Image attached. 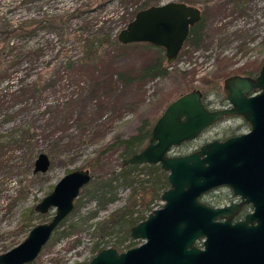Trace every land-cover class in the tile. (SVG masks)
I'll list each match as a JSON object with an SVG mask.
<instances>
[{
  "label": "rangeland",
  "instance_id": "rangeland-1",
  "mask_svg": "<svg viewBox=\"0 0 264 264\" xmlns=\"http://www.w3.org/2000/svg\"><path fill=\"white\" fill-rule=\"evenodd\" d=\"M127 1L124 4L120 0H0V46L5 39L4 31L15 25L72 12L65 34L59 28L44 27L24 40L13 36L8 40V45L17 46V53L26 55L27 52V56L10 66L11 81L0 83V253L20 243L33 226L51 219L55 208L42 214L35 211V205L64 174L86 168L92 172L97 151L116 136L135 133L144 120L154 123L169 102L192 89L202 92L203 101L210 109L225 107L228 101L223 80L233 74L254 76L258 73L264 60V0H150L152 4L180 1L200 8L202 41L198 47L183 45L164 76L151 78L143 85L138 82L131 91L120 85L113 94L118 100L116 109L106 111L100 119L95 112H81L90 103L85 93L70 105V117L62 126L52 122L49 116L42 117L36 101L31 97L23 98L17 89L38 77L41 78L39 85L47 83L45 79L49 77H64L59 67L61 53L66 50L67 55L75 56L77 47L61 38H71L79 31L93 35L92 31L99 27L117 34L125 27L124 19L138 11L146 0ZM119 52L116 66L122 71L137 70L155 56V51L144 42L120 48ZM12 84L13 88L7 89ZM58 87L43 90L47 100L59 98L62 91L60 93ZM73 89L76 90L68 86L65 93ZM12 90H15L13 95H7ZM8 98L11 100L7 101ZM93 119L98 122H92ZM23 122L29 124L34 133L35 138L29 142L32 145L26 149L15 145L2 148L7 131ZM98 124L104 127L97 130ZM59 125L61 128L56 129ZM248 129L242 117L233 116L211 125L196 139L172 150L185 154L207 141L224 139ZM44 130L48 135H43ZM56 140L60 141V146L53 149L51 144ZM119 150L114 148L104 154L106 170L119 171ZM40 151L50 158V166L43 173L33 171ZM141 165L131 173V183L122 180L111 183L110 193L115 195L111 201L107 200L110 194L102 198L99 192L94 193L98 183L91 181L83 187L71 212L28 264H88L97 252L93 250L95 242L101 241L100 247L112 246L122 235L120 222L131 212L133 216L140 213L147 216L150 209L161 207L162 192L154 194L147 170ZM229 198V188L221 187L205 194L202 200L222 206ZM142 242L129 237L115 248L123 251Z\"/></svg>",
  "mask_w": 264,
  "mask_h": 264
},
{
  "label": "water",
  "instance_id": "water-1",
  "mask_svg": "<svg viewBox=\"0 0 264 264\" xmlns=\"http://www.w3.org/2000/svg\"><path fill=\"white\" fill-rule=\"evenodd\" d=\"M200 17L196 6L180 1L150 5L136 11L117 40L160 47L171 64ZM223 91L228 106L216 109L206 107L199 89L179 95L153 123L148 143L123 159V165L159 164L169 186L161 194L162 206L129 229L130 238L142 243L124 251L103 248L89 264H264V60L255 77L227 76ZM229 116L242 117L249 130L208 141L184 155H169L172 147ZM49 166V156L38 153L33 171L43 173ZM91 178L87 168L64 174L34 207L42 214L55 208L51 219L0 253V264L32 262ZM222 186L239 202L212 206L201 200ZM245 204L251 210L233 220Z\"/></svg>",
  "mask_w": 264,
  "mask_h": 264
},
{
  "label": "trees",
  "instance_id": "trees-1",
  "mask_svg": "<svg viewBox=\"0 0 264 264\" xmlns=\"http://www.w3.org/2000/svg\"><path fill=\"white\" fill-rule=\"evenodd\" d=\"M121 3L126 4L127 0H120ZM150 5H154L150 0L143 2L142 8H146ZM136 13V12H135ZM131 17L124 19L125 25L133 18ZM72 12H63L49 16L47 19H37L33 21H24L19 25L13 26L10 30L4 31V37L2 46H0V83L11 81L12 67L11 65H16L21 61V58L27 56L25 54L17 53V46L8 45V40L13 36L17 39H25L27 37L35 34V31L44 28H59L62 30V34H65L66 24L70 20ZM201 23L195 24L190 28L188 37L184 42L185 45H191L192 47H198L202 41V28ZM30 25H32L30 29ZM78 31V30H77ZM92 31L93 35H89L85 31H79L71 38L65 37L61 38L63 42H66L77 47V55H67L66 50L61 53L60 66L61 71L65 74L64 77L57 78H46L45 84L39 85L38 81L41 78H36L32 83L26 85L21 84L17 89L19 95L25 97H31L38 104L41 111L39 112L42 117L49 116L52 122L65 124L70 117V105L73 102L78 101V99L83 98L82 95L85 93L90 103L88 107H84L81 112L84 114L96 113L100 119L102 115L113 108L116 109L118 100L113 97V94L123 85L121 88H127L129 91L133 89L136 83L143 85L147 80L155 78L158 76H164L169 73L168 67L170 64L166 62V57L164 50L160 47L154 46L149 43H144L147 47L155 51V56L150 61H147L141 65L137 70H127L122 71L116 66V59L120 53V48H124L128 45H133L135 43L123 44L117 40V34H113L109 29L105 30L98 28L95 32ZM1 43V42H0ZM29 53V52H28ZM31 53V52H30ZM10 57V58H9ZM10 63V64H9ZM9 64V65H7ZM5 66V67H3ZM5 71V74L3 72ZM7 71V72H6ZM60 83L57 85V83ZM59 86L60 94L59 98L56 97L54 100H47V95H43V90L51 87ZM72 87L76 90L72 92L68 91L65 93L67 88ZM13 88V84L9 88ZM16 90V89H15ZM12 90L7 95H13ZM7 91V90H6ZM57 93H54V95ZM47 97V98H46ZM15 99V97H13ZM11 99H7L10 101ZM37 100H39L37 102ZM43 106V109H42ZM86 112V113H85ZM98 119H93L92 122H98ZM157 119V118H156ZM155 119V120H156ZM153 123L149 120H144L137 127L135 133L127 136L120 137L116 136L114 140L105 146L101 147L97 151L95 159H93V169H92V180L98 183L94 193L99 192L100 197L104 198L107 194V200L111 201L114 199L115 195L112 193L111 183L115 180H122L124 182H130V176L135 169L140 166L139 164H129L126 166H121L122 160L131 154L138 152L142 149L148 142L149 132L151 130ZM59 125L56 129L61 128ZM97 130L104 127V124L96 125ZM55 127V126H54ZM30 125L23 122L20 125L13 126L4 135L3 145H15L26 149L32 144H29L30 140L34 139V133L30 131ZM43 135H48L46 130L43 131ZM53 149L60 146V141L56 140L52 144ZM67 145V144H65ZM114 148H119V171L106 170L107 165L104 161V154L113 150ZM43 152V151H40ZM39 152V153H40ZM45 153V152H44ZM147 170L148 183L154 194H160L166 187H168L167 182V172L161 169L159 164H142ZM104 171V173H96L97 171ZM108 188H105L107 187ZM146 188V187H144ZM111 192V193H110ZM79 200V199H78ZM152 211V209H150ZM146 216L143 214H138L133 216L132 212L129 214L127 219H123L120 223L122 225V235L118 238L116 242L112 245L113 247H118L126 239L129 238V229L131 226L137 224L140 220L144 219ZM98 225V224H97ZM74 225H72V228ZM99 228V225L97 226ZM109 234V232H107ZM101 241H96L93 250L99 251L108 245L100 247Z\"/></svg>",
  "mask_w": 264,
  "mask_h": 264
},
{
  "label": "flooded vegetation",
  "instance_id": "flooded-vegetation-1",
  "mask_svg": "<svg viewBox=\"0 0 264 264\" xmlns=\"http://www.w3.org/2000/svg\"><path fill=\"white\" fill-rule=\"evenodd\" d=\"M184 3H185V2H184ZM186 4H188V3H186ZM154 5H156V4H154ZM197 8H198V7H197ZM198 9L200 10V8H198ZM200 14H201V17H200V20H199L197 23H201V21H202V19H203V13H202L201 10H200ZM197 23H195V24H197ZM195 24H194V25H195ZM194 25H193V26H194ZM193 26H192V27H193ZM163 50H164V49H163ZM164 53H165V52H164ZM233 75H235V74H233ZM237 75H240V74H237ZM245 76L255 77L256 75H254V76H251V75H245ZM202 100H203V96H202ZM203 102H204V101H203ZM204 104H205V103H204ZM205 105H206L207 108H209V107L207 106V104H205ZM227 106H228V105H227ZM227 106H225V107H227ZM221 108H222V107H221ZM209 109H210V108H209ZM215 109H216V108H215ZM231 117H233V116L225 117V118H223L222 120L227 119V118H231ZM222 120H221V121H222ZM219 122H220V121H219ZM217 123H218V122H217ZM212 125H213V124H212ZM210 126H211V125H210ZM210 126H208L207 128H209ZM207 128H205V129H207ZM205 129H204V130H205ZM204 130H203V131H204ZM248 130H249V129H248ZM203 131H202V132H203ZM246 132H247V131H246ZM243 133H245V132H243ZM200 134H201V133H200ZM200 134H199V135H200ZM240 134H241V133H240ZM235 135H238V134H235ZM231 136H233V135H231ZM197 137H198V136H197ZM197 137H196V138H197ZM228 137H229V136H228ZM196 138H195V139H196ZM226 138H227V137H226ZM224 139H225V138H224ZM193 140H194V139H193ZM213 140H214V139H213ZM218 140H223V139H218ZM190 141H192V140H190ZM210 141H211V140H210ZM186 142H189V141H185V142H183V143H186ZM207 142H208V141H207ZM147 143H148V142H147ZM183 143H182V144H183ZM205 143H206V142H205ZM203 144H204V143H203ZM201 145H202V144H201ZM201 145H200V146H201ZM200 146H199V147H200ZM174 147H175V146H174ZM199 147H198V148H199ZM172 148H173V147H172ZM172 148H171L170 151H169V155H184V154H177V153H174L173 150H172ZM198 148H197V149H198ZM197 149H195V150H197ZM140 150H141V149H140ZM195 150H193V151H195ZM191 152H192V151H191ZM188 153H190V152H188ZM185 154H187V153H185ZM124 159H125V158H124ZM122 161H123V160H122ZM142 164H148V163H142ZM127 165H129V164H127ZM139 165H140V164H139ZM121 166H126V165H123V164L121 163ZM89 171H90V170H89ZM166 172H167V171H166ZM90 174H91V176H92V173H91V172H90ZM91 180H92V178H91ZM91 180L89 181V183L91 182ZM167 182H168V181H167ZM87 184H88V183H87ZM87 184H86V185H87ZM86 185H85V186H86ZM85 186H83V187H85ZM168 186H169V184H168ZM83 187H82V188H83ZM222 187H224V186H222ZM166 188H168V187H166ZM166 188H165V189H166ZM219 188H221V187H219ZM227 188H228V187H227ZM165 189H164V190H165ZM216 189H218V188H216ZM216 189H214V190H216ZM164 190H163V191H164ZM229 190H230V189H229ZM163 191H162V192H163ZM212 191H213V190H212ZM209 192H211V191H209ZM209 192H208V193H209ZM206 194H207V193H206ZM203 196H204V195H203ZM203 196H202V198H203ZM202 198H201V200H202ZM202 201H203V200H202ZM203 202H204V201H203ZM233 202H239V197H238V196H235V195L232 193V191L230 190V198H229V202L226 203V204H224V205H228V204L233 203ZM206 204H207V203H206ZM209 205H210V204H209ZM224 205H222V206H224ZM212 206H213V205H212ZM250 210H251V206H250L249 204H245V205H243V206L241 207V209H240V212H239L237 215L234 216L233 220H237V219H241V218H243L244 215H245L246 213H248ZM145 218H146V217H145ZM145 218H144V219H145ZM142 220H143V219H142ZM140 221H141V220H140ZM131 227H132V226H131ZM129 237H130V236H129ZM136 246H137V245H136ZM107 247H113V246H107ZM107 247H105V248H107ZM114 248H115V247H114ZM116 249H117V248H116ZM127 249H128V248H127ZM117 250H118V249H117ZM118 251H119V250H118ZM123 251H124V250H123ZM97 252H98V251H97ZM97 252H96V253H97ZM93 256H94V255H93ZM88 264H89V263H88Z\"/></svg>",
  "mask_w": 264,
  "mask_h": 264
}]
</instances>
